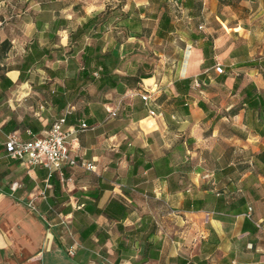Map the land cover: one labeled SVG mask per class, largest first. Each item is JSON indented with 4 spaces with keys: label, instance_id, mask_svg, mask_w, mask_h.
<instances>
[{
    "label": "crops",
    "instance_id": "1",
    "mask_svg": "<svg viewBox=\"0 0 264 264\" xmlns=\"http://www.w3.org/2000/svg\"><path fill=\"white\" fill-rule=\"evenodd\" d=\"M69 108L93 171L7 155ZM74 244L106 264H264V0H0V264Z\"/></svg>",
    "mask_w": 264,
    "mask_h": 264
},
{
    "label": "built area",
    "instance_id": "2",
    "mask_svg": "<svg viewBox=\"0 0 264 264\" xmlns=\"http://www.w3.org/2000/svg\"><path fill=\"white\" fill-rule=\"evenodd\" d=\"M158 87L157 83L150 84L141 92L143 101L150 100V93ZM110 117L117 116L118 108L105 106ZM71 108L56 119L43 136L31 140H22L16 135H9L5 141L7 155L14 160L28 166H42L49 170H59L64 166L81 167L93 171L95 166L92 163L78 161L70 152V139L81 130L89 129L87 123L81 122L78 126L66 127L67 116ZM151 114L154 112L151 110ZM77 245L74 244L67 250L68 254H75Z\"/></svg>",
    "mask_w": 264,
    "mask_h": 264
},
{
    "label": "rangeland",
    "instance_id": "3",
    "mask_svg": "<svg viewBox=\"0 0 264 264\" xmlns=\"http://www.w3.org/2000/svg\"><path fill=\"white\" fill-rule=\"evenodd\" d=\"M212 21L209 22V24H211ZM70 261L64 260V262H58V264H106L103 261H89L86 258H82V256L80 255L78 258V255L75 254L74 256L68 255ZM72 260V261H71Z\"/></svg>",
    "mask_w": 264,
    "mask_h": 264
},
{
    "label": "trees",
    "instance_id": "4",
    "mask_svg": "<svg viewBox=\"0 0 264 264\" xmlns=\"http://www.w3.org/2000/svg\"><path fill=\"white\" fill-rule=\"evenodd\" d=\"M208 45H212V38L211 37L207 38V40L205 41V45L202 47L205 57L208 56V54H209L208 49H207Z\"/></svg>",
    "mask_w": 264,
    "mask_h": 264
}]
</instances>
